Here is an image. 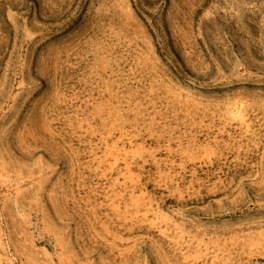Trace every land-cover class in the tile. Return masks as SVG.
Instances as JSON below:
<instances>
[{
	"label": "rangeland",
	"instance_id": "1",
	"mask_svg": "<svg viewBox=\"0 0 264 264\" xmlns=\"http://www.w3.org/2000/svg\"><path fill=\"white\" fill-rule=\"evenodd\" d=\"M0 264H264V0H0Z\"/></svg>",
	"mask_w": 264,
	"mask_h": 264
}]
</instances>
